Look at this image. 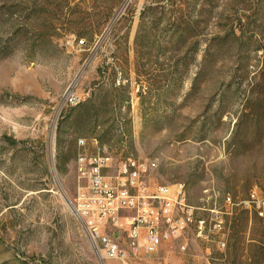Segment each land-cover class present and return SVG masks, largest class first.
<instances>
[{"label":"rangeland","instance_id":"obj_1","mask_svg":"<svg viewBox=\"0 0 264 264\" xmlns=\"http://www.w3.org/2000/svg\"><path fill=\"white\" fill-rule=\"evenodd\" d=\"M262 106L264 0H0V264H119L74 209L79 138L156 161L195 206L264 195ZM228 231L132 264H257L264 218Z\"/></svg>","mask_w":264,"mask_h":264},{"label":"built area","instance_id":"obj_2","mask_svg":"<svg viewBox=\"0 0 264 264\" xmlns=\"http://www.w3.org/2000/svg\"><path fill=\"white\" fill-rule=\"evenodd\" d=\"M83 100L74 91L66 97L69 106ZM76 168L81 185L74 197L75 212L96 249L119 264H132L168 247L187 252L191 238L213 241L218 235L217 245L225 250L232 216L246 211L264 218V195L257 188L247 199L227 194L221 206L210 195L202 206H195L184 184L154 182L156 161L119 160L96 137L77 139Z\"/></svg>","mask_w":264,"mask_h":264},{"label":"trees","instance_id":"obj_3","mask_svg":"<svg viewBox=\"0 0 264 264\" xmlns=\"http://www.w3.org/2000/svg\"><path fill=\"white\" fill-rule=\"evenodd\" d=\"M199 75H197V78H198ZM85 105L84 104H81V108L84 107ZM264 108L263 106L262 107H255L253 110V114H259L261 112V110ZM247 106H243V109H242V113H241V116L239 118H242L244 116H246L248 113H247ZM264 110V109H263ZM222 114V113H221ZM89 117L92 119V122H93V125L94 127H98L99 126V119H98V116L97 115H89ZM100 140V139H99ZM101 141V140H100ZM102 142V141H101ZM104 143V142H102ZM106 144V143H104ZM257 243V244H256ZM255 243V247L257 249H259V257L256 258L257 259V264H264V244L262 243V245H259L261 243L259 242H256Z\"/></svg>","mask_w":264,"mask_h":264}]
</instances>
